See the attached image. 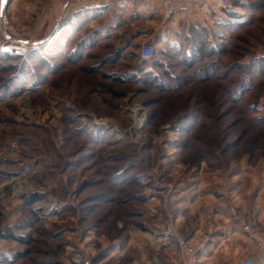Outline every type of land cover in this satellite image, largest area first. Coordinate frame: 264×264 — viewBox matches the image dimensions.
<instances>
[{
    "label": "rangeland",
    "instance_id": "1",
    "mask_svg": "<svg viewBox=\"0 0 264 264\" xmlns=\"http://www.w3.org/2000/svg\"><path fill=\"white\" fill-rule=\"evenodd\" d=\"M74 1L49 36L57 0L0 13V264H166L178 235L199 257L214 228L189 225L212 204L248 247L220 264L254 251L230 209L263 224L264 0L176 19Z\"/></svg>",
    "mask_w": 264,
    "mask_h": 264
},
{
    "label": "crops",
    "instance_id": "2",
    "mask_svg": "<svg viewBox=\"0 0 264 264\" xmlns=\"http://www.w3.org/2000/svg\"><path fill=\"white\" fill-rule=\"evenodd\" d=\"M58 2V10L51 12L52 16L49 18V24L46 26L45 31L47 32L49 36L52 32L55 31V22L56 17L60 14V12L62 11V5H61V0H57ZM110 2V6L114 5L113 2H115L116 4L119 5H131L133 9L135 10H139L141 13L144 14H151L153 12H157L161 15V10L159 8L158 5L154 4L151 1H146V0H105L104 2L100 3L101 5H104L105 3H109ZM112 4V5H111ZM131 8V7H130ZM184 7L183 6H179L173 17L174 19H176V17H179V15L184 14V12L182 11ZM41 21V20H40ZM217 200V199H215ZM210 203V202H209ZM215 206V209L213 210L211 208L210 212L211 215L210 218L206 217V216H202V218H197L195 223L190 226L189 225V229L193 230L192 232H194L193 237L191 238L192 241L195 239H200V236L204 233H209V231H211V229L213 230L214 228V235L212 236V242L207 244L205 247H203L200 250L199 253V258H198V263L197 264H220L222 263V259L223 258V262L225 260H227V258L229 257L228 254H226L230 249H235V248H239V246H241V250L246 251L248 249V247H245L244 245H240L239 243H237V239H236V235L239 233L237 230H234V225H232V223L226 222L228 219L225 218L222 219L221 216H223L221 213H219L221 210L220 206H218L217 204H212V206ZM215 211H218V213ZM203 213V212H202ZM187 214L182 215L181 217H177V221H179V223L183 224V221L186 220L187 217H189V215L187 216ZM212 216V218H211ZM258 219L261 223L264 224V212L259 213ZM188 226V224H186ZM237 250H240L237 249ZM170 251V252H168ZM235 251V250H233ZM165 252H168V256H166V264H177V262L179 261L178 259V250H172L171 246H168L167 248H165ZM171 253H174V256L171 255ZM240 258V257H239ZM243 258V257H242ZM220 260V261H219ZM175 261V262H174ZM233 264H239L241 262V259L237 260V257H235V259L232 261ZM229 261V263H232Z\"/></svg>",
    "mask_w": 264,
    "mask_h": 264
},
{
    "label": "built area",
    "instance_id": "3",
    "mask_svg": "<svg viewBox=\"0 0 264 264\" xmlns=\"http://www.w3.org/2000/svg\"><path fill=\"white\" fill-rule=\"evenodd\" d=\"M105 0H75L72 5L87 6L89 4H100ZM151 1L158 5L162 15L167 18L173 15L179 6L189 7L193 5L201 4L204 0H146ZM4 20V19H3ZM2 20V22H3ZM23 40V39H22ZM28 44L27 40L19 42L17 46H8L9 49L17 50L18 52H24ZM31 44H33L31 42ZM139 58L142 61L155 60V47L152 44L143 43L139 48ZM233 217L242 226L244 232L252 240L255 250L241 259L240 264H264V225L256 221H249L242 217L240 214L231 208ZM179 264H197L198 262V248L192 246L187 239L183 236H177ZM206 241V240H205ZM203 241V243L205 242ZM202 243V244H203Z\"/></svg>",
    "mask_w": 264,
    "mask_h": 264
},
{
    "label": "trees",
    "instance_id": "4",
    "mask_svg": "<svg viewBox=\"0 0 264 264\" xmlns=\"http://www.w3.org/2000/svg\"><path fill=\"white\" fill-rule=\"evenodd\" d=\"M227 11V14L229 15V16H231V17H236L237 16V13L236 12H232V11H229V10H226ZM36 196L35 195H33V196H31L29 199H28V202H34L35 200H36ZM7 237H9V238H14V239H17V240H19V241H25V238H24V236H18V235H15V234H13V233H7ZM2 261H6V259L5 258H2Z\"/></svg>",
    "mask_w": 264,
    "mask_h": 264
},
{
    "label": "water",
    "instance_id": "5",
    "mask_svg": "<svg viewBox=\"0 0 264 264\" xmlns=\"http://www.w3.org/2000/svg\"><path fill=\"white\" fill-rule=\"evenodd\" d=\"M9 3V0H0V13L4 7H6Z\"/></svg>",
    "mask_w": 264,
    "mask_h": 264
}]
</instances>
